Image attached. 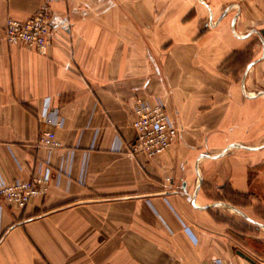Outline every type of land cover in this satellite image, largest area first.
<instances>
[{
	"label": "crops",
	"instance_id": "obj_1",
	"mask_svg": "<svg viewBox=\"0 0 264 264\" xmlns=\"http://www.w3.org/2000/svg\"><path fill=\"white\" fill-rule=\"evenodd\" d=\"M43 2L0 0V186L75 154L47 196L4 205L0 264H264V0H59L48 56L8 45ZM139 96L179 128L155 159L128 154Z\"/></svg>",
	"mask_w": 264,
	"mask_h": 264
},
{
	"label": "built area",
	"instance_id": "obj_2",
	"mask_svg": "<svg viewBox=\"0 0 264 264\" xmlns=\"http://www.w3.org/2000/svg\"><path fill=\"white\" fill-rule=\"evenodd\" d=\"M58 1L44 0L39 10L25 21L8 19L3 32L6 43L33 50L41 56H48L52 45L53 6ZM131 110L135 138L128 147V154L155 159L169 152L179 138V128L163 101L160 98L139 96L132 102ZM40 119L49 129L41 133L38 147L49 153L61 150L63 145L52 128L64 129L66 119L58 109L52 107L50 100L46 102ZM74 154L69 153L64 169L54 171L49 164H41L31 180L3 182L0 186V214L4 205L12 209H25L35 198L47 196L53 184L59 185L64 177L70 178ZM167 181L169 183L171 180ZM201 264L230 263L223 259H212Z\"/></svg>",
	"mask_w": 264,
	"mask_h": 264
},
{
	"label": "water",
	"instance_id": "obj_3",
	"mask_svg": "<svg viewBox=\"0 0 264 264\" xmlns=\"http://www.w3.org/2000/svg\"><path fill=\"white\" fill-rule=\"evenodd\" d=\"M262 34H263V36H264V31L262 32ZM227 206H228V205H227ZM228 207H230L231 209L235 210L236 212H238V213H240L242 216H244L246 219H248L247 216H245L243 213L239 212L236 208L231 207V206H228ZM263 227H264V226H263ZM239 255H240L242 258H244V259H246V260L249 261V258L246 257L244 254L239 253Z\"/></svg>",
	"mask_w": 264,
	"mask_h": 264
},
{
	"label": "rangeland",
	"instance_id": "obj_4",
	"mask_svg": "<svg viewBox=\"0 0 264 264\" xmlns=\"http://www.w3.org/2000/svg\"><path fill=\"white\" fill-rule=\"evenodd\" d=\"M225 214H230V213H226V212H225ZM223 218H225V217H223ZM237 218H238V217H237ZM225 219H226L227 221H229L227 217H226ZM241 222H244V221H242V219H241Z\"/></svg>",
	"mask_w": 264,
	"mask_h": 264
}]
</instances>
